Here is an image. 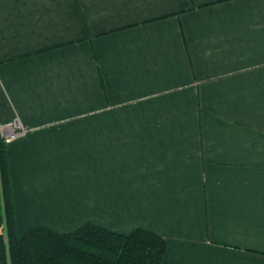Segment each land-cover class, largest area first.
<instances>
[{"label": "crops", "instance_id": "crops-1", "mask_svg": "<svg viewBox=\"0 0 264 264\" xmlns=\"http://www.w3.org/2000/svg\"><path fill=\"white\" fill-rule=\"evenodd\" d=\"M13 121L20 234L143 227L161 264H264V0H0Z\"/></svg>", "mask_w": 264, "mask_h": 264}, {"label": "trees", "instance_id": "trees-1", "mask_svg": "<svg viewBox=\"0 0 264 264\" xmlns=\"http://www.w3.org/2000/svg\"><path fill=\"white\" fill-rule=\"evenodd\" d=\"M7 143L0 136V264H161L168 243L137 227L127 233L86 222L69 232L36 226L20 234Z\"/></svg>", "mask_w": 264, "mask_h": 264}, {"label": "built area", "instance_id": "built-area-1", "mask_svg": "<svg viewBox=\"0 0 264 264\" xmlns=\"http://www.w3.org/2000/svg\"><path fill=\"white\" fill-rule=\"evenodd\" d=\"M27 129L20 122H0V136L6 141L10 142L13 139L26 134Z\"/></svg>", "mask_w": 264, "mask_h": 264}, {"label": "rangeland", "instance_id": "rangeland-1", "mask_svg": "<svg viewBox=\"0 0 264 264\" xmlns=\"http://www.w3.org/2000/svg\"><path fill=\"white\" fill-rule=\"evenodd\" d=\"M218 1H224V0H218ZM214 2H215V1H214ZM214 2H211V3H214ZM209 4H210V3H205V4H202V5H200V6L202 7V6L209 5ZM192 8H193V7H190V9H185V10H186V11H187V10H191ZM185 10H184V11H185Z\"/></svg>", "mask_w": 264, "mask_h": 264}]
</instances>
